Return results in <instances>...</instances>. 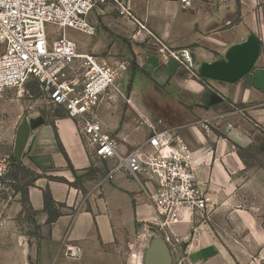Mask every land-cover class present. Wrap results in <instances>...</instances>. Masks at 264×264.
<instances>
[{"label": "crops", "instance_id": "0c3cea01", "mask_svg": "<svg viewBox=\"0 0 264 264\" xmlns=\"http://www.w3.org/2000/svg\"><path fill=\"white\" fill-rule=\"evenodd\" d=\"M181 1L124 0L134 19L121 16L112 3L97 5L89 19L98 31L94 36L84 34L95 37L102 31L107 39L98 36L93 42L77 43L68 38L79 53L98 57L117 77L130 60L156 72L152 80L172 100L169 118L184 123L164 129H171L190 146L210 204L208 220L195 225V237L190 225L178 224L187 225L183 233L173 226V241L182 246L181 258L178 262L173 258V264H264V0H191L186 10ZM250 37L258 42L260 53L241 78L227 82L198 74L202 64L225 60L230 49ZM160 43L172 50L189 49L197 75L174 61L164 64L158 53ZM158 70L164 74L158 75ZM111 106L107 102L101 106L100 118L106 131L116 134L129 152L148 136L140 134L133 141L121 130L118 107ZM240 149L246 151L244 157ZM68 161L78 175L96 172L95 178H100L96 185L88 190L75 185ZM21 166L36 174L27 188L33 212L44 210L45 190L66 206L51 226L42 214L38 237H23L30 248L35 240L38 264H130L122 242L152 224L155 212L139 184L127 175L98 187L112 162L94 157L75 120L45 118ZM8 211L10 216L19 214L23 204L17 201ZM184 243H189L186 249ZM22 248L27 249L23 244Z\"/></svg>", "mask_w": 264, "mask_h": 264}, {"label": "built area", "instance_id": "2783aa9c", "mask_svg": "<svg viewBox=\"0 0 264 264\" xmlns=\"http://www.w3.org/2000/svg\"><path fill=\"white\" fill-rule=\"evenodd\" d=\"M123 1L0 0V93L37 83L47 102L76 121L94 157L112 162L98 187L122 174L129 176L155 212L150 225L172 244L173 226L188 224L195 237V225L209 216L208 190L199 181L190 146L171 129L150 125L152 134L124 151L100 118L101 106L114 100L113 91L119 92L116 71L94 55L79 53L64 33L73 29L94 36L97 29L89 16L97 5L112 3L121 16L134 19ZM181 2L184 10L192 6L191 0ZM158 53L164 64L174 61L197 75L189 49L172 50L160 43ZM12 164L10 156L0 155V195Z\"/></svg>", "mask_w": 264, "mask_h": 264}, {"label": "rangeland", "instance_id": "374dc122", "mask_svg": "<svg viewBox=\"0 0 264 264\" xmlns=\"http://www.w3.org/2000/svg\"><path fill=\"white\" fill-rule=\"evenodd\" d=\"M95 27L96 29L98 28L97 26ZM64 33L66 37L69 36L70 39L77 41V43L78 41L90 42L91 40L93 42L98 36L107 39V36L102 31L95 37L87 36L83 32L73 29H66ZM124 44L127 47L130 46L127 40ZM3 50V46L0 45V55ZM129 62L130 65L127 70L119 71L118 73L116 85L119 88V92L113 91L114 100L106 101L109 106L112 105L115 109L118 107L117 114L122 125L121 130L128 133L132 140L135 141L140 134H144L143 137L145 135L149 137L152 134L150 124L157 130L184 124L182 121L175 120V122H172L171 118H169V113L172 110V100L165 90L158 88L155 81L152 80L151 74H156V72L144 69L138 65L137 68H134V61L130 60ZM159 71H157L158 75L164 74ZM22 109L23 115L21 113ZM63 111L62 108H58L45 100L42 89L37 83L31 82L24 88L0 93V155L10 156L12 163H14L16 129L23 121V118L36 117L38 115L47 118L56 115L58 112L64 113ZM114 115L116 116V114ZM193 120L195 119L191 121ZM210 129L211 131H216L213 125H210ZM6 147L9 153H5ZM77 176L80 178L75 181V185L86 190L94 187L100 179L99 177L95 178L96 172L86 175L77 174ZM35 178V173L26 168L14 167L12 164V169L5 183V190L0 195V264H27L26 261L28 259L26 257L28 256H30L28 264H38L37 258L39 254L35 240L32 241L30 248V246L27 247L25 245L26 240L23 238L28 236L38 237L40 222L42 221V215H37L30 210L23 196V192L29 184H32ZM17 201L23 204V211L10 216L8 208ZM11 221L13 223L10 224ZM174 229L177 233H183L187 229V225H177ZM150 236L151 233L138 228L134 234L128 236L129 238H125V242H122L124 253L127 261L130 259V264L138 263V257H140ZM46 239L47 236H44L42 240L46 241ZM22 244L27 249L24 250ZM40 244L37 246L39 249ZM170 248L174 262L175 260L178 262L179 258H181L180 251L182 248L176 241L170 244Z\"/></svg>", "mask_w": 264, "mask_h": 264}, {"label": "water", "instance_id": "95a60500", "mask_svg": "<svg viewBox=\"0 0 264 264\" xmlns=\"http://www.w3.org/2000/svg\"><path fill=\"white\" fill-rule=\"evenodd\" d=\"M259 53L258 42L250 37L246 43L230 49L225 60L202 64L198 68V74L204 78L235 82L254 66ZM44 124L45 118L41 115L23 118L15 137L14 159L17 165H22L23 156L31 151L38 130ZM141 228L151 233V236L138 257L137 264H173L170 244L163 234L150 224ZM188 245L189 243H184L183 248L186 249Z\"/></svg>", "mask_w": 264, "mask_h": 264}, {"label": "trees", "instance_id": "16d2710c", "mask_svg": "<svg viewBox=\"0 0 264 264\" xmlns=\"http://www.w3.org/2000/svg\"><path fill=\"white\" fill-rule=\"evenodd\" d=\"M133 66H134V68L136 67L137 68V64L134 62L133 63ZM64 113H60V112H58L55 116L57 117V118H68V116H67V114H66V112L65 111H63ZM245 154H246V151L245 150H243V149H240V155L242 156V157H244L245 156ZM13 166L14 167H18V168H20V167H22L21 165H17L16 164V161H15V159L13 160ZM69 162V161H68ZM69 165H70V169L72 170V173H73V175H74V177H75V181H77V180H79V176H77V173H76V171L71 167V164H70V162H69ZM53 180H56V181H60V182H64V183H67V184H69L64 178H52ZM34 182V181H33ZM32 182V183H33ZM32 184H29L28 186H27V188L29 187V186H31ZM23 196L25 197V202L27 203V205H28V199H27V189L23 192ZM29 206V205H28ZM30 208V207H29ZM64 208H66V206L64 205V204H60V203H57L54 199H53V197H52V194L50 193V191H48V190H45L44 191V210L42 211V212H34V213H36L37 215H42V214H46V216H47V221H46V224L48 225V226H51L53 223H55L61 216H63V213H62V210L64 209ZM30 210H32L31 208H30ZM33 211V210H32Z\"/></svg>", "mask_w": 264, "mask_h": 264}, {"label": "flooded vegetation", "instance_id": "af4514ba", "mask_svg": "<svg viewBox=\"0 0 264 264\" xmlns=\"http://www.w3.org/2000/svg\"><path fill=\"white\" fill-rule=\"evenodd\" d=\"M182 248V246H180Z\"/></svg>", "mask_w": 264, "mask_h": 264}]
</instances>
